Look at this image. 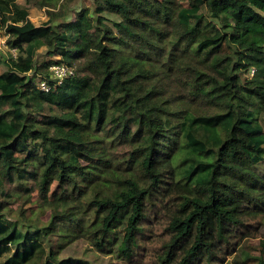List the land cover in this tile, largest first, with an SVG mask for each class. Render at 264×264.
Listing matches in <instances>:
<instances>
[{
    "label": "trees",
    "instance_id": "1",
    "mask_svg": "<svg viewBox=\"0 0 264 264\" xmlns=\"http://www.w3.org/2000/svg\"><path fill=\"white\" fill-rule=\"evenodd\" d=\"M71 1L36 0L34 26L0 0V264H88L60 256L77 241L242 264L264 223V0Z\"/></svg>",
    "mask_w": 264,
    "mask_h": 264
},
{
    "label": "rangeland",
    "instance_id": "2",
    "mask_svg": "<svg viewBox=\"0 0 264 264\" xmlns=\"http://www.w3.org/2000/svg\"><path fill=\"white\" fill-rule=\"evenodd\" d=\"M92 0H72L67 6L69 17L73 15L75 11L85 6H90ZM19 4L24 6L29 11V20L34 26H39L44 23L48 17L46 10L39 6L36 0H19ZM57 10V9H56ZM218 26L220 22L215 21ZM0 52L8 57L9 55L15 56L14 51H8L4 45V39L0 37ZM40 55L44 53V50H40ZM56 58V57H55ZM46 60L49 58L45 57ZM245 77H250V73L246 74ZM55 185H53V189ZM42 221L47 220L44 216L41 218ZM61 258L72 257L75 259H81L88 264H126L120 258L111 255L110 253L102 254L96 252L88 244L83 241H77L67 246L62 254ZM237 256L240 257L242 264H261L264 262V223L261 227L258 236L256 238H249L241 243L237 251ZM143 264H152L150 259H146Z\"/></svg>",
    "mask_w": 264,
    "mask_h": 264
},
{
    "label": "built area",
    "instance_id": "3",
    "mask_svg": "<svg viewBox=\"0 0 264 264\" xmlns=\"http://www.w3.org/2000/svg\"><path fill=\"white\" fill-rule=\"evenodd\" d=\"M49 72H50L51 80L56 85L60 84L64 79L75 75L74 70L67 67L64 64H56V65L51 66L49 68ZM39 88L43 91H48L50 89V85L46 81H41L39 83Z\"/></svg>",
    "mask_w": 264,
    "mask_h": 264
}]
</instances>
